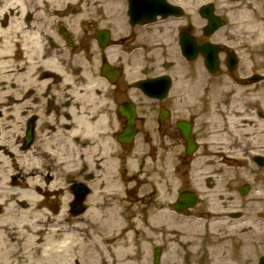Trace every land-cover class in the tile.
<instances>
[{"label":"flooded vegetation","instance_id":"flooded-vegetation-1","mask_svg":"<svg viewBox=\"0 0 264 264\" xmlns=\"http://www.w3.org/2000/svg\"><path fill=\"white\" fill-rule=\"evenodd\" d=\"M201 1L203 0H24V7L28 12L27 24L34 28L41 41L35 61L40 66L43 61H47L45 59L53 60L51 65L48 64L50 66L47 65L44 78L52 80L46 86L32 90V101L20 104L21 102L15 103L11 97V104L16 107L13 115L5 114L4 109L0 108V137L3 132H12L19 139L18 147L21 152H41L45 155L49 149L63 150L71 140L75 143L86 134H100L108 139L109 144L127 152L134 148L135 143H118V135L127 124V119L120 114L118 106L130 102L137 113L135 138H142L149 151L154 150L162 158L159 161L161 163L165 162V154H180V147L185 148V142L177 124L184 120L190 121L194 130L197 129L196 111L191 108V98L186 97L194 94L189 82L197 80L198 60L202 62L201 70L209 78L221 74L225 76V70H228L227 49H235L233 39L226 33L231 30H225L228 25L225 0H220V3L219 0L206 2L213 4L216 16L220 17L216 22L222 23L213 32L208 29L209 19L199 12L204 2L199 4ZM105 30L109 32V46L106 48L101 46L98 39L100 31ZM67 38H72L77 44V52L92 53L96 60L93 67L98 83L91 82L87 73L83 76L86 82L83 84L78 83V79L74 82L70 78L69 56L76 51L71 50ZM183 41L198 45L216 44L220 50L219 73H209L204 66L203 56H198L194 61L185 58L181 53ZM118 51L126 56L122 66H118L122 69V75L114 85L110 82L103 83L102 65L116 56ZM241 59L239 58V64ZM262 69L260 67L247 76H237L238 73L231 72L228 75L245 87L251 85L249 78L261 73ZM83 71L80 68L79 74H83ZM148 81H153L152 94L157 98L145 93L143 85ZM166 81L170 82L168 91H165ZM99 85L106 87L107 99L112 103L111 113L106 112L108 115L100 114L99 119L90 120L88 105L92 106L99 101L102 95ZM193 85L195 86L194 83ZM63 87L66 92L69 91L66 96H63ZM10 122L13 123L9 124ZM86 123L92 130L86 131ZM148 124L151 125L148 127ZM29 128L32 141L29 148L25 149V137ZM197 135L194 137L200 142ZM82 175L79 174L78 177ZM44 181L49 184L52 179L47 177ZM74 182L75 178L67 180L69 190ZM55 195L59 197L61 193ZM59 208L60 206L55 211L58 212Z\"/></svg>","mask_w":264,"mask_h":264},{"label":"bare ground","instance_id":"bare-ground-1","mask_svg":"<svg viewBox=\"0 0 264 264\" xmlns=\"http://www.w3.org/2000/svg\"><path fill=\"white\" fill-rule=\"evenodd\" d=\"M27 18L24 0H0V97H13L20 104L32 101V90L52 80L44 78L53 60L41 55L47 61L40 66L35 61V49L41 41L34 28L27 24ZM226 121L228 130L212 136L222 143L219 155L210 159V166L196 172L195 185L210 202L212 228L229 225L221 212L224 202L235 199L229 188L243 179L252 180L254 167L246 163L242 150L251 149V154L256 156L257 151L264 149V116L242 114ZM18 144L17 138L0 137V264H138L139 254H135L134 235L127 220L130 212L126 213L130 205L126 195L128 178L112 177L115 174L112 155L92 162L86 173L90 176L93 165L100 164L97 192L100 200L96 202L91 197L88 214L72 217L68 214L69 194L60 176L56 174L50 184H43L39 155L21 152ZM69 144L74 152L71 150L68 155L50 153L61 167L79 164V154L91 151L87 139L79 144L71 140ZM237 146L241 150L235 149ZM257 190L252 195L248 220L238 221L233 224L235 227L226 230L227 233H234L235 229L242 232L240 238L248 245L264 233L261 202L264 183ZM58 193H61L59 198L55 196ZM56 199L61 205L54 214L47 206L53 205ZM156 218L173 217L167 209H162ZM180 241L185 243V237L181 236Z\"/></svg>","mask_w":264,"mask_h":264},{"label":"rangeland","instance_id":"rangeland-1","mask_svg":"<svg viewBox=\"0 0 264 264\" xmlns=\"http://www.w3.org/2000/svg\"><path fill=\"white\" fill-rule=\"evenodd\" d=\"M225 12H228V17L232 21L229 27V30L232 32L226 31V33L231 39H233V41H235L239 49L242 50V55L257 59L259 45L264 51V43L259 41L257 37L259 34L257 32H252L250 30L259 26V21H262L261 23L264 22V0H225ZM237 25L240 26L238 27ZM241 32H248V34L252 36L242 42L241 37H243V35ZM125 59L126 56L122 54L121 51H118L117 55L113 57V63H122ZM94 65H96V60L92 57V53L86 54L78 50V52L72 53L69 56L68 74L74 82L78 79V83L83 84L86 83L83 76L87 73L91 82L98 83L99 81L93 67ZM80 68L84 70L83 74H79ZM231 83V81H228L225 78V86L219 79L214 80V82L207 87L204 96L200 99V107L208 112L204 116L197 115L199 117V127L207 124L205 123V120L208 117H211V120L216 116L223 119V115H225L224 109L225 112L229 111L235 113L238 109L253 111L255 107H258L259 102H256L257 98L255 97L260 91L264 92V90L261 89L262 86H264V83L258 85L256 90H252L253 96L244 94L245 99H243L244 95L241 99L236 98L237 89L225 90V88L229 87ZM99 86L101 88L100 93L102 94L99 101L95 102L92 106L88 105L87 114L90 116V120L99 119L100 114H107L106 112L111 113L110 108L112 107V103L107 99L108 93L106 87L104 85ZM68 92H66L65 87L62 88L63 96H66ZM2 98L3 96L0 97V106L10 104V100L8 101L7 98ZM239 100L244 101L243 108H241V106L237 107V105L234 104L237 101L239 102ZM218 123L222 124L217 126L216 129H222L223 120ZM102 138L103 137L99 134V140ZM207 141L208 143L205 144L204 151L196 155V157H201L200 162L196 167H203L200 165L204 164L210 157V137H208ZM141 142V140L138 141L135 151L128 154L127 162L123 161L121 167V169L125 168V172L127 173L126 177L129 180V189L126 192V195L128 196L130 205L128 206L126 213L130 212V216H127V220L130 229L135 232L133 234L134 247L135 252L139 254V259L136 260L137 263L153 264V247L161 246L164 248L165 252L160 264H224V261L216 262L215 260L225 259V253L229 256L225 259V261H228L229 258V264H256L257 259L264 254V233L260 234L254 240V243L252 244L253 247L250 249V252H248L246 257L240 256V254H238L239 248H237L238 245H243V250L244 246L246 247V242L241 240L238 236H232V239L225 236L227 239L231 240L226 239L227 241L224 252L221 248L222 246H218V242L222 241L221 232L224 227L212 230L207 223L211 218L209 212L210 202L201 195L199 189L195 186L196 167L187 164L174 171L172 166L163 164L165 168L159 169L158 167L161 164L159 161L162 158L157 155L154 150L150 152L144 141ZM260 150L261 152L257 151L256 153L259 154V156L264 157V149ZM242 151L247 159L246 163L252 165L254 171L252 174V180L243 179L239 181L235 187L229 188L230 190H233L235 199L230 200L227 203L224 202L221 206L222 214L225 213V218L229 221V225L225 228V232L229 227H235L236 225L233 224L236 222H245L248 220L250 216L249 205L253 202L252 195L257 193V189L260 187L261 183H264V167L259 166L254 161L251 149H245ZM105 154L104 146L100 145L99 148H94L88 156L89 158H95V161H97L96 158L104 157ZM204 154L206 157H203ZM39 155L41 156L42 154ZM174 156L176 157V163L179 157H184L183 154ZM165 157L167 158L166 162H168L170 155L165 154ZM116 162L117 160H115V164ZM112 165L114 166V163H112ZM204 166L206 165L204 164ZM47 167L50 171L53 170L54 163L51 158L47 160ZM97 167L98 168L91 173V175H93L91 176L92 179L89 181L87 180L92 192L95 193L96 191V196L92 194L86 199L85 204L88 208L91 205V197L94 198L96 202L100 200V197L97 194V192H99V172H101V166L99 163ZM74 169L75 166L69 168L70 174H76ZM89 169L90 168H88L87 171ZM50 171L46 168V174H52ZM56 171L58 174L63 173V171L58 169H56ZM117 171L120 170H115V174L112 175L115 180H119ZM155 171H158V174H155ZM67 175L61 178L63 183H66ZM86 175L88 177V174ZM152 178L154 180H152ZM80 179L85 178L83 176ZM244 184H249L251 190L247 196L242 197L239 193V188ZM186 188L194 189L199 194L201 203L196 208L187 211L184 215H180L173 210L172 204L178 196V191ZM236 201L237 203H235ZM261 202L264 211V199H262ZM164 208H169V213L173 215L172 219L156 218L157 213ZM232 212L240 213L241 217L236 219L231 218L229 214ZM87 214L88 211L84 215ZM136 218L138 220L134 222ZM189 222L192 223L187 226ZM204 222H206V224H204ZM203 231L207 232V234H204ZM234 232H236L234 234L239 233L237 229H235ZM181 236L185 237V243L180 241ZM239 236H241V234ZM192 238H194L196 242L191 241ZM197 246H199L198 255L194 257L189 254L190 251L188 250ZM219 255L222 256L221 259L219 258Z\"/></svg>","mask_w":264,"mask_h":264},{"label":"water","instance_id":"water-1","mask_svg":"<svg viewBox=\"0 0 264 264\" xmlns=\"http://www.w3.org/2000/svg\"><path fill=\"white\" fill-rule=\"evenodd\" d=\"M263 162H264V160L261 163H263ZM247 190H248V187L243 190V194H245L247 192ZM74 207L76 209V213H78L81 210V207L78 205V203Z\"/></svg>","mask_w":264,"mask_h":264}]
</instances>
